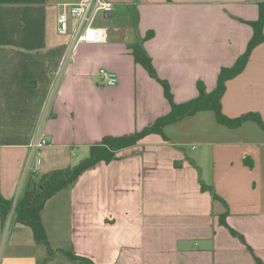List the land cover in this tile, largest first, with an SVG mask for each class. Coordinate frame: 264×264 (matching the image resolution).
I'll return each instance as SVG.
<instances>
[{
    "label": "crops",
    "instance_id": "0c3cea01",
    "mask_svg": "<svg viewBox=\"0 0 264 264\" xmlns=\"http://www.w3.org/2000/svg\"><path fill=\"white\" fill-rule=\"evenodd\" d=\"M69 1L0 0V196L13 207L30 178L71 168L102 138L140 131L169 112L162 86L131 54L137 35L154 32L144 48L184 102L198 95V81L213 90L221 67L245 51L247 21L263 0H108L116 10L98 22L108 40L74 52L57 24ZM102 68L117 75L116 85L101 83ZM221 104L230 118L255 112L264 121V41L226 82ZM199 113L167 125V139L149 134L119 150L50 197L42 222L51 254L12 208L0 226V264H86L69 253L96 264H257L248 246L264 264V131L253 121L195 124L197 145L185 150L172 127L190 133L182 123ZM37 137L48 144L34 173ZM225 212L246 243L220 224Z\"/></svg>",
    "mask_w": 264,
    "mask_h": 264
},
{
    "label": "trees",
    "instance_id": "16d2710c",
    "mask_svg": "<svg viewBox=\"0 0 264 264\" xmlns=\"http://www.w3.org/2000/svg\"><path fill=\"white\" fill-rule=\"evenodd\" d=\"M259 13L256 20L247 21L252 27V36L249 39L245 51L236 59L234 64L229 67H221L216 86L213 90L207 91L202 81L197 82L198 95L184 102H176L169 82L161 78L153 63L151 57L144 48V42L154 35L152 30L146 32L144 37L136 36L134 42L130 44L131 54L136 63H139L163 88L164 96L169 102L170 110L167 114L158 117L152 124L144 127L129 135L104 137L99 143L93 144L89 148L87 157L80 160L71 168L59 169L42 176L39 181L30 178L28 184L13 207L11 200L0 196V226L4 230L10 216L14 213L15 222L29 227L37 243L46 246L48 253L51 254L49 240L42 222V209L46 201L58 191L70 187L73 182L88 168L94 166L100 161L109 163L116 157V153L127 147L136 145L141 139L149 134H160L164 136V128L176 123L184 118L191 117L198 112L212 111L216 121L228 128H238L246 121L255 122L260 129L264 131V121L261 116L255 112H248L241 116L230 118L222 111L221 98L226 90V82L237 76L245 68L252 50L264 41V0L259 2ZM137 25L138 13L135 10ZM165 139H167L165 137ZM201 189L209 191L213 200L223 201L214 191L211 185L201 184ZM225 204V201H223ZM227 212L219 217L221 225L225 226L229 232L238 237L243 243H246L244 237L236 230L231 228L226 222ZM254 260L257 264L263 262L255 256L253 250L248 246ZM68 257L72 260H82L86 264H96L89 258L69 253Z\"/></svg>",
    "mask_w": 264,
    "mask_h": 264
},
{
    "label": "built area",
    "instance_id": "2783aa9c",
    "mask_svg": "<svg viewBox=\"0 0 264 264\" xmlns=\"http://www.w3.org/2000/svg\"><path fill=\"white\" fill-rule=\"evenodd\" d=\"M115 10L116 5L108 0H70L60 5L57 16L58 31L72 36V52L81 44L104 43L108 40V28L98 22L108 19ZM98 74L104 86H114L118 83V77L112 71L102 68ZM47 144L48 141L43 137H37L32 143L35 155L31 170L34 173L39 172L41 168L39 150Z\"/></svg>",
    "mask_w": 264,
    "mask_h": 264
},
{
    "label": "rangeland",
    "instance_id": "374dc122",
    "mask_svg": "<svg viewBox=\"0 0 264 264\" xmlns=\"http://www.w3.org/2000/svg\"><path fill=\"white\" fill-rule=\"evenodd\" d=\"M101 24H103L102 22H100ZM106 24V21H105ZM59 36L61 37H67L68 35H62L59 34ZM70 36V34H69ZM195 124H201L202 126H219L218 122L215 119L214 113L212 111H203L201 113H199L196 117L194 118H189L186 121H184V123H182V125L184 126L185 129H189L190 133L188 134H183L182 133V129H181V125H175V127H172L173 131H171L172 133H175V135L178 136H183L180 139H184V143H186L185 146V150H188V147H196V143H195V135H194V131L193 128L195 127ZM252 126H254L255 128H259L257 125H255L254 123H251ZM223 128V127H221ZM188 144V145H187ZM188 148V149H187Z\"/></svg>",
    "mask_w": 264,
    "mask_h": 264
}]
</instances>
